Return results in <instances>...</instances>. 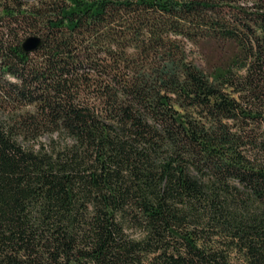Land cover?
<instances>
[{
	"label": "trees",
	"instance_id": "1",
	"mask_svg": "<svg viewBox=\"0 0 264 264\" xmlns=\"http://www.w3.org/2000/svg\"><path fill=\"white\" fill-rule=\"evenodd\" d=\"M0 264H264V0H0Z\"/></svg>",
	"mask_w": 264,
	"mask_h": 264
},
{
	"label": "water",
	"instance_id": "2",
	"mask_svg": "<svg viewBox=\"0 0 264 264\" xmlns=\"http://www.w3.org/2000/svg\"><path fill=\"white\" fill-rule=\"evenodd\" d=\"M42 40L40 36H30L23 42V48L28 51L35 50L38 46H40Z\"/></svg>",
	"mask_w": 264,
	"mask_h": 264
}]
</instances>
